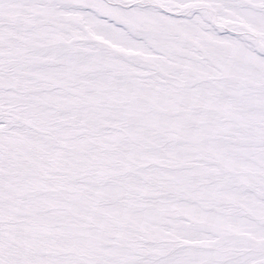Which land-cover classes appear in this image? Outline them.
Wrapping results in <instances>:
<instances>
[{"label": "snow or ice", "instance_id": "snow-or-ice-1", "mask_svg": "<svg viewBox=\"0 0 264 264\" xmlns=\"http://www.w3.org/2000/svg\"><path fill=\"white\" fill-rule=\"evenodd\" d=\"M0 264H264V0H0Z\"/></svg>", "mask_w": 264, "mask_h": 264}]
</instances>
